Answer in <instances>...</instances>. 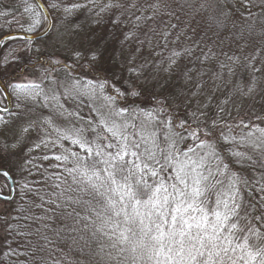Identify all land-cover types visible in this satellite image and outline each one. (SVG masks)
Here are the masks:
<instances>
[{"label":"snow or ice","instance_id":"obj_1","mask_svg":"<svg viewBox=\"0 0 264 264\" xmlns=\"http://www.w3.org/2000/svg\"><path fill=\"white\" fill-rule=\"evenodd\" d=\"M17 7L19 19L0 12L23 33L7 36L8 42L22 41L19 48L0 37V48H8L0 56V175L16 183L2 166L9 164L32 177L25 178L20 191L22 199L29 193L34 199L0 214V239L7 244L0 254L11 264H48V246L70 240L85 255L83 264H264V109L245 113L248 122L230 123L225 116H231V96L210 113L213 97L200 99L203 82L188 92L155 95L164 85L146 73V59L137 63L136 54L146 44L151 48L153 36L167 48L180 27L171 23L180 17L170 0L102 5L98 0H21ZM225 8V0H183L180 5L186 16L206 12L216 35L230 15ZM49 9L59 13L55 22ZM80 11L97 25L111 13L110 22L122 29L120 51L135 41L134 51L120 59L106 55L107 45L81 39L84 27L74 19ZM57 24L62 26L56 34L61 56L46 57L49 67L39 82L29 80L28 73L45 56L36 41L42 33L51 39L49 29ZM245 33L264 38L255 22L239 37ZM196 51L202 49L195 40L192 47L171 51L163 72L171 73L179 59L194 57ZM261 51L243 62L222 53L229 63L219 66L228 77L239 66L248 83L237 93L253 101L259 97L264 104ZM214 56L208 47L202 62ZM57 67L67 71L68 80L54 75ZM153 67L160 70V64ZM192 71L183 73L186 82L193 79ZM222 78L218 73L212 79ZM101 99L105 103L93 107ZM69 101L77 103L76 111L66 108ZM82 105L96 118L82 116ZM36 106L48 114L36 118ZM0 199L12 197L0 190Z\"/></svg>","mask_w":264,"mask_h":264},{"label":"trees","instance_id":"obj_2","mask_svg":"<svg viewBox=\"0 0 264 264\" xmlns=\"http://www.w3.org/2000/svg\"><path fill=\"white\" fill-rule=\"evenodd\" d=\"M41 2L47 4L52 2V0H41ZM76 2L83 3L84 0H76ZM107 2L108 0H98V4L100 5L106 4ZM170 2L172 4V7L176 10V14L180 17L179 22L175 19H172L171 23H179L180 27L177 30L173 31V36L170 38V42L167 48H164L162 46V42L158 43L159 41H161L160 36H153L151 38V48H149L146 44L142 52L136 54L137 63H143L145 59L148 61V67L146 68V71L154 69L155 67L153 66L157 64L166 67L168 63L167 57L171 54V51H182L185 48L192 47L194 40L201 45L202 51H196L194 57L183 56L178 60L177 66L174 67L172 71H175L176 68L183 69L179 70L183 72L187 71L188 69H193V71L190 72V75H192L197 70L201 71L209 68L215 72H223L224 75H226L227 69H221L219 65L221 61H223L224 63H229V61L227 60V56L222 55V53H227L229 56L235 55L239 57L241 62H243L246 55L255 54L257 49L264 50V38L260 36L250 37L247 35V33H245V36L243 38L239 37L240 30L242 28H246L248 24H251L253 22H255V27L258 32L261 29H264V15H262V13H264V6H261L260 0H247V7L245 6V0H225V10L228 11L230 15L225 21L226 26L219 31V35L215 34L217 31L216 29L209 30V23L206 12L196 14L191 17L186 16L184 12L180 11V5L183 3V0H170ZM20 3L21 0H0V12L7 11L9 13H14L16 18L19 19L20 8L17 7V5H19ZM49 11L51 12L53 22H55V19L59 15V13L54 12L51 9H49ZM111 18V13H105L103 15L102 22L97 25L91 22L92 18L87 14L86 11H80L77 12L74 19L76 22L83 25L84 32L87 33V35L83 37L84 39L98 44L100 47H104L105 45H107L108 53H106V55L116 54V51H118V57H120L121 53L130 55L137 46L136 42L132 41L128 43L125 46L123 52H121L119 41L122 39V29L114 26L110 22ZM11 19V16H0V37L8 33L21 32L19 26L16 23L9 24L6 22L7 20ZM192 29H194L195 32H193ZM177 34L179 35V39H175ZM172 40H174L175 42H171ZM6 43H8L9 46L12 44H16L19 45V47H21L23 44L22 41ZM205 44H207L208 47L213 48L216 56L211 57L207 60H203L202 62L203 52L208 51V47L204 46ZM85 46H87V44H85ZM5 50L6 48H0V56H3ZM59 56L61 55L45 53V56L40 58L41 64L49 66L45 62V58L47 57L55 59ZM261 56H264V51H261ZM195 57H201V59H196ZM33 59H35V56L33 57ZM234 67L236 69L234 76L238 75L241 80L248 79V74L246 72H243L239 68V66ZM55 72L56 76L65 80L69 79L67 76V71L65 69L57 67ZM233 82L235 83L236 80H233ZM149 107L151 106L149 105ZM262 127H264V125H262ZM126 159L132 158L128 157ZM0 178L4 183L7 184L5 178L2 175H0ZM36 178L37 180L40 179L39 176H36ZM0 190H2L3 193H7L6 190ZM19 192L18 194H15L14 192L13 198L11 199L13 200L16 196V207L23 204L25 199H34L31 193H29L26 197H24V199H22L20 187ZM11 200L7 202L12 203ZM35 202L38 203L39 201L37 200ZM3 247H5V249L7 248V244L5 242L3 244ZM48 247L50 249V252L46 253L48 264H83V261L86 258L85 255L79 251V249L71 244L70 240L67 241V243H53ZM21 259H24V257H21ZM0 261H4L5 264H11V262L2 254L0 255Z\"/></svg>","mask_w":264,"mask_h":264},{"label":"rangeland","instance_id":"obj_3","mask_svg":"<svg viewBox=\"0 0 264 264\" xmlns=\"http://www.w3.org/2000/svg\"><path fill=\"white\" fill-rule=\"evenodd\" d=\"M21 7H19L20 11H21ZM57 29L62 30V26L57 24V28L50 29L49 32L52 34L51 39H49L46 35L40 39H37L36 43L40 46L41 50L44 53H49V54H54V55L60 54L61 55L62 50L57 47V39H56ZM86 35H87V33L84 32L81 34L80 38H83ZM13 42H15V41H13ZM9 47L19 48V45L12 44ZM7 53H8V48H6L3 55H5ZM117 53H118V51H116V54H112V55H114L115 57L120 58V59H123V58L128 56V55H126V53L125 54L121 53L120 57H118ZM109 63H111V61H109ZM40 64H37L36 68L33 71L28 73V79L29 80H36L37 82H39V78L42 75L43 68L49 67V66L42 65V64L40 65ZM162 69H163V66H160L159 71L156 68L150 69L149 71H146V73H148V74H151L153 76H158L159 83L161 85H164L163 89H161V88L156 89L155 95H160V94H162V92H167V91L175 92L177 94H180L182 91L188 92L190 89L195 90V84L197 82H203V89H202L203 95L200 97V99L202 101H207L208 96L213 97L211 100V105H210V109H209L210 113H213L216 111V105L219 102L225 100L229 96L232 97L231 102L227 106L228 111L231 112V116L230 117H228L227 115L225 116V118L228 119L230 123L233 121H238L241 118H243L245 120V122H248L249 116H246L245 113H248L250 115L253 109L255 110V112L261 113L262 109H264V104H262L260 102L259 97L255 101H253V100L246 98V97H243L237 93L236 89L238 87L243 88L248 83V79H242L241 80L238 75H236V76L232 75L231 77H228V76L224 75L223 72H215L212 69L208 68V69H204L201 71L197 70L196 72H194V74L191 75L193 77V79L190 82H186L184 77H183L184 72L179 71V70H183V69H177L176 68L175 71H171V73H165V72H163ZM200 72L203 73V76L198 75V73H200ZM218 73L222 74L223 78L220 80H216L214 82L212 78L215 74H218ZM54 75H56V72L54 73ZM179 80H180V82H179ZM233 80H236V82L234 83ZM226 81H231V82L227 83V85L225 86ZM216 84H219L220 87L216 88L215 87ZM261 87H264V85L261 84ZM104 103L105 102L101 99L100 101H97L93 105V107H100ZM77 107H78L77 103L72 102V101H69L68 104L66 105V108L68 110H71V111H76ZM11 109L13 111H16L15 103L13 101H12V108ZM79 110L81 112V115L84 116L85 118H87V117H92L94 119L96 118L95 113L90 112L89 107L86 105L80 106ZM180 111L182 113L183 109L181 108ZM35 112L37 113L36 118H39L40 114L47 115L48 109H44L40 106H36ZM56 122L58 124H61V125H64L67 123L64 120H57ZM72 122L75 123V120L73 119ZM249 152H251V149H249ZM37 154L39 155V153H37ZM13 160H15V158H13ZM2 166L7 168L10 171L12 179L14 181H16V183H15V189H16L15 194H18L19 187L21 188V185L24 183L25 178H27L29 180L32 179V177H26V174L22 175L18 170L12 168V166L9 164H4ZM35 179L37 180L36 177H35ZM0 189L8 191V185L6 183H4L1 180V178H0ZM15 198H16V196L14 197L13 200H11L12 203H9L5 200H0V214H4V215L11 214L12 210L16 207L15 204H16L17 199H15ZM2 236H3V232L0 231V237H2ZM3 244H4V241L2 239H0V249H5V247H3Z\"/></svg>","mask_w":264,"mask_h":264},{"label":"water","instance_id":"obj_4","mask_svg":"<svg viewBox=\"0 0 264 264\" xmlns=\"http://www.w3.org/2000/svg\"><path fill=\"white\" fill-rule=\"evenodd\" d=\"M49 31H50V29H49ZM8 34H10V33H8ZM8 34H6V35H3L2 37L4 38V42L6 43V42H8L7 41V36H8ZM11 34H16V35H21V34H23V33H18V32H13V33H11ZM45 35L42 33L40 36H39V38L38 39H40V38H42V37H44ZM8 106L10 107L11 106V101H9L8 102ZM5 178V177H4ZM6 179V178H5ZM13 180V179H12ZM6 181L8 182V186H9V193L8 194H6V195H8V196H13V193H14V191H12L11 189L12 188H14V184H12V182L11 181H9V180H7L6 179ZM1 200H3V199H1Z\"/></svg>","mask_w":264,"mask_h":264},{"label":"flooded vegetation","instance_id":"obj_5","mask_svg":"<svg viewBox=\"0 0 264 264\" xmlns=\"http://www.w3.org/2000/svg\"><path fill=\"white\" fill-rule=\"evenodd\" d=\"M11 108H12V101H11Z\"/></svg>","mask_w":264,"mask_h":264}]
</instances>
